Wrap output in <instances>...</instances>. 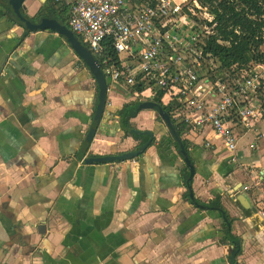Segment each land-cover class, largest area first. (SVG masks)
<instances>
[{
  "label": "crops",
  "instance_id": "obj_1",
  "mask_svg": "<svg viewBox=\"0 0 264 264\" xmlns=\"http://www.w3.org/2000/svg\"><path fill=\"white\" fill-rule=\"evenodd\" d=\"M48 1L66 26L65 5ZM8 3L0 0V264H264V117L239 129L235 166L213 130L177 143L154 109L130 120L153 133L150 146L94 162L136 150L119 112L160 97L106 81L107 103L84 153L99 102L95 76L65 35L17 26ZM48 6L26 0L23 10ZM217 205L224 216L210 208Z\"/></svg>",
  "mask_w": 264,
  "mask_h": 264
},
{
  "label": "built area",
  "instance_id": "obj_2",
  "mask_svg": "<svg viewBox=\"0 0 264 264\" xmlns=\"http://www.w3.org/2000/svg\"><path fill=\"white\" fill-rule=\"evenodd\" d=\"M54 1L65 5L70 31L97 57L110 85L160 97L183 138L211 129L229 154L226 164H238L239 129L264 117V33L251 45L256 60L233 65L227 79H211L219 63L205 48L214 15L202 0Z\"/></svg>",
  "mask_w": 264,
  "mask_h": 264
},
{
  "label": "trees",
  "instance_id": "obj_3",
  "mask_svg": "<svg viewBox=\"0 0 264 264\" xmlns=\"http://www.w3.org/2000/svg\"><path fill=\"white\" fill-rule=\"evenodd\" d=\"M203 5L209 7L210 12L214 15L213 32L209 39L208 46L205 52L210 54L212 58L218 59V67L210 72V78L227 79L231 73L233 65L245 66L251 61L256 60L251 51V45L255 42H261L264 33V0H202ZM260 61H264L263 58ZM100 63V62H99ZM156 106L163 107L158 101L154 102ZM138 102H131L125 106L120 112V123L122 129L127 136H132L134 139L140 141L139 147L131 152L119 153L106 157H96L94 162L108 163L112 161H122L132 158L134 152L136 155L140 154L142 147L150 146L154 141V135L150 131H139L132 126L131 118H134L141 110L137 106ZM169 113L168 109H165ZM164 119V117H162ZM177 131L179 140L181 141V127L174 125ZM129 134V135H128ZM91 144V143H90ZM89 147L85 148L84 153L88 151ZM92 163V162H91ZM192 177L187 183L192 185ZM191 190V189H190ZM193 200V199H191ZM194 204H198L194 201ZM199 206V205H198ZM201 207L207 208L208 206ZM216 208L224 216L220 206H212ZM231 234V223H228L226 229ZM228 234L230 239L232 235Z\"/></svg>",
  "mask_w": 264,
  "mask_h": 264
},
{
  "label": "water",
  "instance_id": "obj_4",
  "mask_svg": "<svg viewBox=\"0 0 264 264\" xmlns=\"http://www.w3.org/2000/svg\"><path fill=\"white\" fill-rule=\"evenodd\" d=\"M26 0H9V3L7 6H12V10L9 11L10 14H13L15 17L18 14L23 13V6ZM47 2L50 5V2L48 0H42ZM28 23L27 24V31L34 32L35 30L40 31H46V30H54L57 31L63 35H65L68 38V41L70 44H72L73 50L87 63V65L90 67L93 75L95 76L98 84H99V102L97 106L96 115L93 119L91 128L89 130V133L87 135L86 141L84 143V146L82 148L83 152L85 148L90 146V143L93 140L94 135L96 134V131L98 129L99 123L101 121L104 108L107 103V96H108V85L105 79V76L102 73L101 67L96 60V58L93 56V54L89 51V49L66 27L61 26L57 21L53 20H43L40 25H33ZM138 108L141 110H147V109H154L157 111L161 116L164 117V119L167 122L168 127L171 128V131L174 135L175 140H179V137L177 136L176 128L173 126V123L169 117V115L166 113V110L164 108H161L160 106H156V104L153 101H146L141 102L137 104ZM146 145L143 149H146Z\"/></svg>",
  "mask_w": 264,
  "mask_h": 264
},
{
  "label": "flooded vegetation",
  "instance_id": "obj_5",
  "mask_svg": "<svg viewBox=\"0 0 264 264\" xmlns=\"http://www.w3.org/2000/svg\"><path fill=\"white\" fill-rule=\"evenodd\" d=\"M52 2V1H51ZM54 6V7H53ZM49 5L48 7H45L43 10H40L38 13H35L33 15L27 14L25 11H23V13L18 14L14 19L16 20V25L17 26H21L24 29H27V24L30 23L33 25H40L42 23L43 20L47 19L50 21H57L61 26H64L61 24V21H59V19H54L55 15L60 11L59 9L56 10L55 8H57V4L55 5ZM62 11H60L61 13ZM27 31V30H26ZM35 31H39V30H35ZM34 31V32H35ZM140 103V102H138ZM258 211L261 212V207L258 208ZM231 241H233L234 244L240 246V242L238 243V239H236L235 237H233L231 239ZM241 250V248H240Z\"/></svg>",
  "mask_w": 264,
  "mask_h": 264
},
{
  "label": "rangeland",
  "instance_id": "obj_6",
  "mask_svg": "<svg viewBox=\"0 0 264 264\" xmlns=\"http://www.w3.org/2000/svg\"><path fill=\"white\" fill-rule=\"evenodd\" d=\"M66 27L70 30L68 24L66 25ZM259 125L264 126V123H259ZM263 130H264V127H263ZM262 133H263V136H262V141H261V149H264V132H262Z\"/></svg>",
  "mask_w": 264,
  "mask_h": 264
}]
</instances>
